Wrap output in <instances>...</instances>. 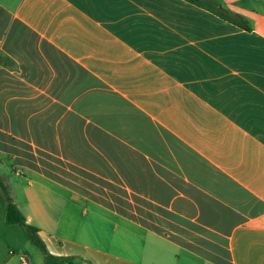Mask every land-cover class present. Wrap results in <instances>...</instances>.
I'll use <instances>...</instances> for the list:
<instances>
[{"label": "crops", "instance_id": "crops-1", "mask_svg": "<svg viewBox=\"0 0 264 264\" xmlns=\"http://www.w3.org/2000/svg\"><path fill=\"white\" fill-rule=\"evenodd\" d=\"M227 7L0 0V175L50 254L264 264V0ZM6 218L0 264H45Z\"/></svg>", "mask_w": 264, "mask_h": 264}, {"label": "trees", "instance_id": "trees-1", "mask_svg": "<svg viewBox=\"0 0 264 264\" xmlns=\"http://www.w3.org/2000/svg\"><path fill=\"white\" fill-rule=\"evenodd\" d=\"M186 1L192 3L196 6L206 8L202 4V0H186ZM207 10H209L211 13L221 17L222 19H224V20H226V21H228V22H230L236 26L242 27L243 29L248 30V31L250 30V28H248L247 26L240 25L239 23H236L234 20L225 18L222 15L221 11L218 9H207ZM0 193L2 194L4 200L7 204V218H6L7 224H9V225L20 224L28 230V232L32 238V241L42 251V253L44 255L45 264H71V260L69 258L54 256L48 252L46 246L44 245V243L41 241V239L39 237L40 229L28 222L26 215L17 206V204H16V202H15V200L11 194L10 189L4 183L1 175H0Z\"/></svg>", "mask_w": 264, "mask_h": 264}, {"label": "rangeland", "instance_id": "rangeland-1", "mask_svg": "<svg viewBox=\"0 0 264 264\" xmlns=\"http://www.w3.org/2000/svg\"><path fill=\"white\" fill-rule=\"evenodd\" d=\"M232 0H202V4L206 7H209L210 9H218V10H222L221 8H227L230 9L228 6L229 2H231ZM226 14H229V12H225ZM114 79H120V76H115L113 77ZM128 80V79H127ZM127 83V82H126ZM151 90V89H149ZM122 94V93H121ZM139 94H144V99L146 101H152L154 99H158V101L162 100L161 97L157 96L158 94H156L154 96V94H152V91H145L144 93L139 92ZM120 101V100H116ZM128 113V109H121V108H114V116H121V115H126ZM36 250L38 255H43L42 251L40 250V248H38L37 246H33ZM96 258V262L95 264H103L100 263L99 258L97 257V255H95ZM29 264H39L34 258H29ZM72 264H84L83 260L80 257H76L74 259H72Z\"/></svg>", "mask_w": 264, "mask_h": 264}, {"label": "built area", "instance_id": "built-area-1", "mask_svg": "<svg viewBox=\"0 0 264 264\" xmlns=\"http://www.w3.org/2000/svg\"><path fill=\"white\" fill-rule=\"evenodd\" d=\"M22 264H29V259L28 258H22Z\"/></svg>", "mask_w": 264, "mask_h": 264}]
</instances>
